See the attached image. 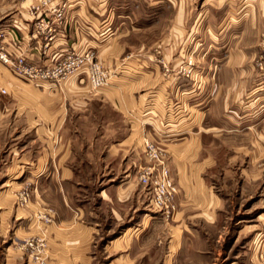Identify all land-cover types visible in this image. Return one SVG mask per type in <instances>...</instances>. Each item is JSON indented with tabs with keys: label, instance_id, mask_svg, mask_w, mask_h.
Returning a JSON list of instances; mask_svg holds the SVG:
<instances>
[{
	"label": "rangeland",
	"instance_id": "374dc122",
	"mask_svg": "<svg viewBox=\"0 0 264 264\" xmlns=\"http://www.w3.org/2000/svg\"><path fill=\"white\" fill-rule=\"evenodd\" d=\"M38 3L35 6L51 7L55 14L61 12V18L56 16L59 22L64 20L65 9L70 6L83 9L96 25H100L102 18L107 20L108 55L111 59L119 58L120 63H106L96 49H90L94 61L108 75V83L93 89L84 72L75 73L69 78L82 75L79 86L106 90L117 86L116 77L126 70L127 80H134L130 86L138 90L137 95L152 92L153 96L146 100L151 103V99H156L152 102L160 109L155 114L158 122L170 124L180 118L183 123L186 119L181 115L185 112L192 121L196 118V107L205 108L200 133L202 149L196 162L203 161L206 165L203 173L206 185L214 199L223 202V208L211 222L199 215L202 203L196 206L197 200L189 201L184 220L172 231L176 223L153 209L148 187L139 182L141 214L151 212L157 217L132 243L127 237L105 251L104 245L116 238L126 225H131V222L111 221L110 213L97 196L101 187L122 178L120 161L108 156L107 145L120 139L128 129L121 114L109 102L110 106L105 101L94 100L89 111H73L60 132L63 139H71L67 150L76 170L74 178L62 184L58 176H34L28 173L27 167L20 175L4 174V162H10L6 151L10 143L25 149L38 148L34 141L37 134L22 125L24 113L4 112L3 118L14 124L13 141L5 146L0 144V192L4 190V179L9 177L12 182L9 194L16 199L13 209L18 210L17 216L26 217L21 210H29L20 200L23 191L30 194L32 202L40 192L45 202L46 210L34 215L28 213L36 219L42 213L52 218L54 212L55 216L65 219L76 207L82 208L84 219L97 224V233L89 241V254L94 257L92 264H107L110 260H114L112 264H264V142L261 137L264 127L259 125L264 114V0H39ZM229 70L239 74L234 86L248 88L243 89L239 106L253 103L259 122L255 127L237 124L236 118L230 117L229 96L224 92L228 91L230 80L223 75ZM245 70L256 74L252 88L243 82ZM217 73L222 76L217 77ZM69 78L60 83L70 84ZM217 83L223 87L220 96ZM6 88L10 94L2 95L3 99L18 98L12 97L10 87ZM177 88L189 90L184 94L185 108ZM165 93L169 94L165 96ZM145 140L164 150L157 141ZM163 159L178 186L165 152ZM151 164L139 169L137 176ZM60 185L62 190L58 189ZM178 194L179 190L175 203ZM24 217L7 220L2 217L0 230L5 236L0 235V264H4L2 252L10 245L13 249L9 250L10 255L17 254L19 258L17 264H53L56 256L51 254L47 238L37 236L35 231L27 233L29 222ZM143 222L146 226V220ZM14 230L23 240H15ZM27 240L37 244L34 249L21 248ZM66 256L59 257L57 264H68Z\"/></svg>",
	"mask_w": 264,
	"mask_h": 264
},
{
	"label": "crops",
	"instance_id": "0c3cea01",
	"mask_svg": "<svg viewBox=\"0 0 264 264\" xmlns=\"http://www.w3.org/2000/svg\"><path fill=\"white\" fill-rule=\"evenodd\" d=\"M38 1L0 0V30L4 32L6 45L12 53L24 52L27 62L35 65H48L68 52L78 51L84 54L90 49H96L98 56L104 62L120 63L119 58L111 59L112 56L108 55L107 20L102 18L100 25L97 24L99 25L97 26L93 17L88 16L89 14L83 12V9L70 6L65 9L64 20L59 22L53 8L35 6L39 4ZM124 61L123 58L122 62ZM126 73L127 71L124 70L120 76L116 77L118 79L117 86L94 91L88 85H78L83 81L82 75L78 76L79 74L68 79L70 84H67L69 85L64 82L58 85L32 84L23 81L0 62V88L6 90L5 94H0V116H2L0 117V144L5 146L8 142L13 141L11 127L14 123L3 118V115L9 111L24 113L22 125L29 130H34L37 134L34 141L38 144L37 149L31 150L30 147L25 149V147L14 146L10 143L6 150L10 155V162H4L6 165L5 175H20L21 171L27 167L30 170L28 173L34 176H58L59 184L69 181L76 174L73 163H71L70 150H67L71 145V139H63L60 134L65 123L69 120V115L73 111L81 113L89 111L94 100H101L109 102L123 117V121L127 125V133L116 142L107 145L108 156L111 155L120 161L118 164L122 178L115 184L111 183L101 187L97 196L110 213L111 221L131 222V225H126L116 238L104 245L105 251H109L112 244L119 245L120 241L127 237L132 243L157 217L151 212L141 214L142 186L139 185L136 173L144 165L151 163L145 154L143 144L145 139L157 141L162 145L165 154L171 161L172 175L179 187L176 200L177 208L170 219L176 223L172 225V231H175L184 220V215L188 212L189 201L197 200L194 202L196 206L202 203L200 206L203 208L200 209L199 215L202 214L209 218L211 222L215 220L217 211H221L223 208V202L215 200L206 185L203 176L206 165L203 161L196 162L200 158L202 149L200 133L204 124L205 108L196 107L197 113L194 121H190L189 117H186L189 116L188 113L185 112L181 115L186 119L183 123L179 121L180 118H175L170 124L158 122L156 116L160 109L157 104L152 102L156 99H151V103L146 100L153 96L152 92L137 95L138 90L130 86V82H134V80H127ZM219 74L222 76V73H217V77ZM223 75L225 79L230 80L229 86L226 88L228 91H224L228 92L226 95L229 96L227 101L231 106L228 110L230 117H235L234 121L237 124L244 123L249 128L257 126L259 122V125L264 127V114L257 122V117L255 118L257 110L253 109V103L244 105V107L239 106L242 97L240 95H242L243 89L247 90L248 88L234 86L235 80L239 79L238 72L229 70ZM221 76L219 77L222 78ZM255 76L256 74L252 71L245 70L242 73V77L246 79L243 81L244 84L252 88L251 86L255 84L253 81ZM65 81L67 82V80ZM5 85L12 89V97L18 96L17 99L1 97L10 94ZM222 88L218 87L217 83L219 96L222 95ZM188 92L189 90L184 88L176 90V93L181 95L180 102L184 108L187 105L184 103V94L186 95ZM167 94L169 93H165V96ZM98 95H103V97L100 98ZM234 103L235 106H232ZM155 114L157 115L155 116ZM160 114L162 115V112ZM217 129H219V124ZM40 132L41 134H39ZM261 137L264 142V136L261 135ZM31 164L32 166H29ZM11 184L9 177L4 179L2 184L4 190L0 192V222L4 218L7 220L8 218L21 219L24 217L17 216L18 210L13 209L16 199L9 194L12 189ZM20 184L22 183L20 182ZM58 189L62 190L61 185ZM44 203L40 192H38L36 201L32 202L30 198V202L25 207L29 210H21L23 215H26L24 219L29 222L27 233L35 231L38 233L37 236L47 238L51 245V254L56 256L53 264H57L58 258L62 255H67L64 259H68V264H92L94 257L89 254V241L97 233V224L86 221L83 209L78 207L69 218L65 219L58 214L55 216L53 211L50 223L43 224L44 222L40 219H36L35 216L30 217L28 213L31 212L34 215L46 210ZM177 215L178 218H176ZM143 220H146V226H143ZM34 225L36 226L34 227ZM0 235L5 236L2 231ZM14 238L17 241L23 240L24 237L17 236L14 230ZM9 250H13L11 245L2 252L4 264H17L16 260L19 259L17 254L12 256ZM112 263L114 260H110L107 264Z\"/></svg>",
	"mask_w": 264,
	"mask_h": 264
},
{
	"label": "built area",
	"instance_id": "2783aa9c",
	"mask_svg": "<svg viewBox=\"0 0 264 264\" xmlns=\"http://www.w3.org/2000/svg\"><path fill=\"white\" fill-rule=\"evenodd\" d=\"M56 16L61 18V12H57ZM93 58L92 50H88L83 55L68 52L48 65L31 64L27 62V56L24 52L14 54L8 49L4 32L0 30V62L16 76L33 84L58 85L71 75L84 72L93 89L104 87L108 83V75ZM5 93L6 90L0 88V94ZM144 150L152 164L140 170L138 180L142 185L148 187L150 204L153 209L160 212L165 218H172L176 211L174 198L178 188L164 162V150L150 140H145ZM29 197L30 194L27 191L20 193L22 205L27 206ZM38 218L44 223L51 221V215L48 213H42ZM36 245L27 240L24 241L21 248L29 246L34 249Z\"/></svg>",
	"mask_w": 264,
	"mask_h": 264
}]
</instances>
